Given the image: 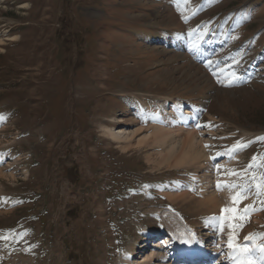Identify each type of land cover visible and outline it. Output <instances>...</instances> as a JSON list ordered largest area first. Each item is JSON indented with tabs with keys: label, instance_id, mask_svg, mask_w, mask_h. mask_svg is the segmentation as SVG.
I'll use <instances>...</instances> for the list:
<instances>
[{
	"label": "rangeland",
	"instance_id": "374dc122",
	"mask_svg": "<svg viewBox=\"0 0 264 264\" xmlns=\"http://www.w3.org/2000/svg\"><path fill=\"white\" fill-rule=\"evenodd\" d=\"M248 1L0 0V264H161L168 237L147 228L170 216L218 264L229 236L261 239L264 0ZM151 117L187 122L204 156L161 162L170 141H138ZM232 183L250 189L236 205Z\"/></svg>",
	"mask_w": 264,
	"mask_h": 264
},
{
	"label": "bare ground",
	"instance_id": "6f19581e",
	"mask_svg": "<svg viewBox=\"0 0 264 264\" xmlns=\"http://www.w3.org/2000/svg\"><path fill=\"white\" fill-rule=\"evenodd\" d=\"M186 129L187 130L184 129V131L182 128L167 129L166 127L154 124L152 125V131L149 134L139 138L138 141H147L149 138H152V141L154 142H161L163 144H165L167 141H170L168 147L163 145L166 147V149L162 153L158 154V156H160L161 162H170L172 165L178 166L187 160L189 156H191L193 160L204 156V152L201 148L203 146V139L201 135L196 132V130H191L188 127ZM137 131L138 129L125 130L118 128H106V132L112 141H130ZM183 132L184 135H182ZM164 225L167 229L168 236L170 235L173 241L171 244L172 255H176L177 251L181 248H195L198 246L196 239L192 240L193 242L189 240L190 236L185 233V230L180 224H178L174 216H170L169 218L166 217L164 219ZM160 231L161 230H156L158 233ZM145 263L149 264V261H146ZM161 264H174V260L170 261L168 259V262L165 261ZM198 264H214V262H212V259L207 258L201 260Z\"/></svg>",
	"mask_w": 264,
	"mask_h": 264
},
{
	"label": "snow or ice",
	"instance_id": "6c2138e0",
	"mask_svg": "<svg viewBox=\"0 0 264 264\" xmlns=\"http://www.w3.org/2000/svg\"><path fill=\"white\" fill-rule=\"evenodd\" d=\"M249 167H251V165ZM252 179L255 182L256 195L259 196L261 192L264 191V183H261V181H264V177H261L260 181H257L255 177H253ZM220 187L221 185L218 183L217 184L218 190L220 189ZM227 187L230 190L237 189V188L239 189V191H237L235 195L230 196V200L233 203V205L238 204L241 199L246 198L250 190L249 186L246 184L232 183V184L227 185ZM252 210H259V209H256L254 205L245 206V208L243 209V212L239 215L238 218L243 219V217L247 216L249 212ZM221 211L222 213H226V214H236L240 212L239 209L234 208V207L223 208ZM228 218L235 219L237 218V216L230 215ZM220 219L223 220L225 219V217L222 216ZM245 239H249V238L246 237ZM228 247L230 249L234 248L233 239L231 236H229ZM257 250L261 253V260H264V245H260ZM250 253H251V250L247 246L243 248H238V254L236 256V264H257L256 260L253 259ZM240 257H243V258L241 259Z\"/></svg>",
	"mask_w": 264,
	"mask_h": 264
}]
</instances>
